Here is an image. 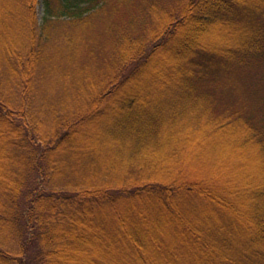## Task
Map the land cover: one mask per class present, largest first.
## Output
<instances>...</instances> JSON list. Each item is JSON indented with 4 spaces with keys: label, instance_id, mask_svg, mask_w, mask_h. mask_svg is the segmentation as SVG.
I'll return each mask as SVG.
<instances>
[{
    "label": "trees",
    "instance_id": "1",
    "mask_svg": "<svg viewBox=\"0 0 264 264\" xmlns=\"http://www.w3.org/2000/svg\"><path fill=\"white\" fill-rule=\"evenodd\" d=\"M0 264H264V0H0Z\"/></svg>",
    "mask_w": 264,
    "mask_h": 264
},
{
    "label": "rangeland",
    "instance_id": "2",
    "mask_svg": "<svg viewBox=\"0 0 264 264\" xmlns=\"http://www.w3.org/2000/svg\"><path fill=\"white\" fill-rule=\"evenodd\" d=\"M38 11H39L40 18H42L44 15V7L42 3L39 5Z\"/></svg>",
    "mask_w": 264,
    "mask_h": 264
}]
</instances>
